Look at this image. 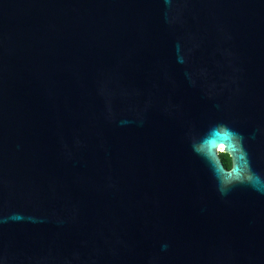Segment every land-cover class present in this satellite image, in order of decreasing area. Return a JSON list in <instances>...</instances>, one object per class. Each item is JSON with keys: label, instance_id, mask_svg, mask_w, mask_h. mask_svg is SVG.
I'll list each match as a JSON object with an SVG mask.
<instances>
[{"label": "water", "instance_id": "water-1", "mask_svg": "<svg viewBox=\"0 0 264 264\" xmlns=\"http://www.w3.org/2000/svg\"><path fill=\"white\" fill-rule=\"evenodd\" d=\"M0 264H264V0H0Z\"/></svg>", "mask_w": 264, "mask_h": 264}, {"label": "clouds", "instance_id": "clouds-1", "mask_svg": "<svg viewBox=\"0 0 264 264\" xmlns=\"http://www.w3.org/2000/svg\"><path fill=\"white\" fill-rule=\"evenodd\" d=\"M216 135L218 136L219 134ZM234 136L235 134L225 131V134L222 139L227 141V143L222 142L217 144L215 139H209L208 141H206L210 147H215L216 152L222 157V159H225L227 161V166L229 170L232 167V156L231 153L226 149L233 147L232 140Z\"/></svg>", "mask_w": 264, "mask_h": 264}, {"label": "trees", "instance_id": "trees-1", "mask_svg": "<svg viewBox=\"0 0 264 264\" xmlns=\"http://www.w3.org/2000/svg\"><path fill=\"white\" fill-rule=\"evenodd\" d=\"M220 158H221V160H222V162H223L224 166L228 168V166H227V161H226L225 159H222V157H221V156H220Z\"/></svg>", "mask_w": 264, "mask_h": 264}, {"label": "flooded vegetation", "instance_id": "flooded-vegetation-1", "mask_svg": "<svg viewBox=\"0 0 264 264\" xmlns=\"http://www.w3.org/2000/svg\"><path fill=\"white\" fill-rule=\"evenodd\" d=\"M227 168V167H226ZM227 169H229V168H227Z\"/></svg>", "mask_w": 264, "mask_h": 264}]
</instances>
